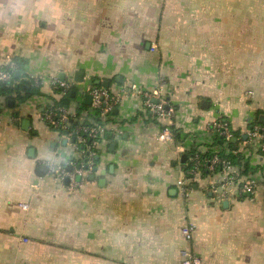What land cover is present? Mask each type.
<instances>
[{"label": "crops", "instance_id": "crops-1", "mask_svg": "<svg viewBox=\"0 0 264 264\" xmlns=\"http://www.w3.org/2000/svg\"><path fill=\"white\" fill-rule=\"evenodd\" d=\"M13 59L40 85L22 103L0 97V264H181L182 250L199 264H264L262 182L252 201L232 191L221 202L216 177L187 195L176 184L192 148L233 151L248 162L244 176L264 180V154L242 141L263 125L264 0H0V69ZM52 79L73 84L67 111L80 124L96 123L88 85L121 96L75 190L49 175L73 157L69 127L60 134L41 118L61 99ZM157 85L178 141L158 140L167 123L131 90ZM220 116L239 135L233 150L207 130Z\"/></svg>", "mask_w": 264, "mask_h": 264}, {"label": "built area", "instance_id": "built-area-1", "mask_svg": "<svg viewBox=\"0 0 264 264\" xmlns=\"http://www.w3.org/2000/svg\"><path fill=\"white\" fill-rule=\"evenodd\" d=\"M15 69V64L12 61L6 67L0 69V86L12 82ZM30 80L35 86L40 85L38 79L31 78ZM51 87L54 94L63 98L72 92L73 84L52 79ZM131 90L141 100L142 106L147 113L153 116L156 121L167 123L161 127L158 140L160 142H171L174 138L172 132L174 111L162 97L161 85L145 91L132 86ZM84 93L90 96V110L94 114L98 113L101 122L100 124L94 122L89 124L77 123L76 128L71 133L72 139H74V143H71V155L73 157L65 164L54 162L49 166V175L61 185L67 181L68 190H75L86 182L87 175L92 171L95 164L96 152L94 147L97 146L104 136L106 130L104 123L121 97L112 96L107 89L92 85H88ZM41 118L49 128L56 131L65 130L69 119L75 120V116L69 115L65 107H51L50 110L42 113ZM207 130L212 135L221 137L224 140V144H228L235 138L229 123L221 116L214 119L208 125ZM245 136L246 142L258 145L260 152L264 154V125H253L247 130ZM198 152L190 159L192 168L186 172L185 177L176 182L183 195H187L191 191L192 184L198 178L203 177H216V181L212 183L210 191L219 202L232 195V191L238 197H244V199L252 201L261 182L264 188V180L259 181L255 177L241 175L227 158L214 153L211 158L204 159L200 156L202 152ZM68 167H70V171H68ZM20 207L22 209L27 208L25 205H20ZM180 233L185 241L190 242L193 239L194 226L186 224L181 228ZM179 255L181 264H199L198 259L189 250H182Z\"/></svg>", "mask_w": 264, "mask_h": 264}, {"label": "trees", "instance_id": "trees-1", "mask_svg": "<svg viewBox=\"0 0 264 264\" xmlns=\"http://www.w3.org/2000/svg\"><path fill=\"white\" fill-rule=\"evenodd\" d=\"M12 62L15 64V67H16L15 73L17 72L18 76H17V78H15L14 77L15 73H14L13 80L11 83L0 86V97H4L5 100L8 102L17 100L18 102L22 103V102H25L28 99H30L31 97L38 94V86H35L32 83V81L24 75L23 70H22V67L24 65L23 60L13 59ZM13 96H14V98H12ZM72 100L73 99L71 98L70 93H68V95L61 98L58 102L52 103L47 108L46 111L50 110L51 107L52 108L53 107L68 108V106L71 104ZM81 105H82L83 110L84 109L86 110V107H84L83 104H81ZM80 110H81V108L77 110L78 114H79ZM93 116L96 118L95 122L100 124L101 121L98 117L99 116L98 113H95ZM67 126L69 127L68 130L74 131V129L77 126L76 120L69 119ZM58 131L60 132V134H64L65 132H68L66 130H58ZM172 132L174 134V139H176L177 141L180 140L178 131H176L173 127H172ZM233 135L235 138L239 137V135L237 133L233 132ZM214 137H215L214 145H216V147L223 146L224 140L218 136H214ZM227 145H228L230 150L234 149V146L230 142ZM195 153H199L198 150H196L195 148L188 149V151H186L187 160H186L185 165H184L185 172L189 171L192 168V163L190 162V159L194 156ZM217 153L221 157H225L228 160H230L234 166L242 168V170L240 172L241 175H247V173L249 172L250 167L248 165V162H246V161L244 162V159L239 154H235V152L233 153V151H231V153L228 156L223 155L222 152H217ZM213 154L214 153H212L210 150H207V151H205V153H201L200 156H201V158L209 159L212 157Z\"/></svg>", "mask_w": 264, "mask_h": 264}, {"label": "water", "instance_id": "water-1", "mask_svg": "<svg viewBox=\"0 0 264 264\" xmlns=\"http://www.w3.org/2000/svg\"><path fill=\"white\" fill-rule=\"evenodd\" d=\"M78 74L80 75V73H78ZM78 74L75 76V80L74 81L77 82V83H81L82 82V77L77 78L78 77ZM17 76H18V73L16 72L15 75H14V77L17 78ZM100 84H101L100 82H96L95 83V85H97V86H99ZM102 86L105 87V88H107L108 87V83L107 82L102 83ZM74 94H75L74 91H72L71 92V97H74ZM85 104L86 105H91V98H90V96H86V98H85ZM114 113H116V110H114ZM259 123L264 125V116L260 117ZM242 141H246V136H243L242 137ZM236 142H237L236 138H233L231 140V143L232 144H236ZM71 143H74V139L71 140ZM64 146H65V143H64ZM186 160H187V156L186 155H182L181 156V159H180V164L181 165H184L185 162H186ZM41 169L46 172V167L43 166ZM67 169H68V171L71 170L70 167H68ZM89 180L92 181L93 180V177L90 176L89 177ZM65 184L67 185L68 182L66 181ZM224 206L226 207L227 206V203H224Z\"/></svg>", "mask_w": 264, "mask_h": 264}]
</instances>
